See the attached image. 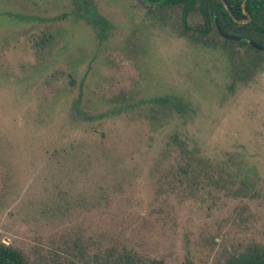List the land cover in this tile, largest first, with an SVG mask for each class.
<instances>
[{"label": "rangeland", "instance_id": "obj_1", "mask_svg": "<svg viewBox=\"0 0 264 264\" xmlns=\"http://www.w3.org/2000/svg\"><path fill=\"white\" fill-rule=\"evenodd\" d=\"M228 80L222 52L135 0H0V241L43 263L70 258L73 235L163 264H217L264 244V65ZM163 95L187 102L186 115L148 119ZM172 134L209 158L223 190L167 175Z\"/></svg>", "mask_w": 264, "mask_h": 264}, {"label": "trees", "instance_id": "obj_2", "mask_svg": "<svg viewBox=\"0 0 264 264\" xmlns=\"http://www.w3.org/2000/svg\"><path fill=\"white\" fill-rule=\"evenodd\" d=\"M135 1L153 21L169 27L189 44L222 52L228 62V89L237 83L247 82L263 67L264 0H244L243 6V0ZM97 20H93L90 25L94 35L101 39L107 22L103 18ZM215 21L224 33L237 39L222 38L216 30ZM146 109L147 118L155 121L173 114L184 116L189 106L177 96L163 95L150 99ZM170 139L173 145H169L165 154L171 155L172 161L166 173L174 178L176 184L198 191L209 183L213 192L223 190L220 184L222 180L219 181V174L209 158L200 155L195 148H188L185 140L176 134H172ZM241 184L245 182L241 180ZM248 192H254L252 184L238 188L232 194L242 196ZM211 241H215L214 237H211ZM64 252L70 258L59 259L55 254V260L43 263L29 260L18 248L0 241V264H163L161 258L142 254L118 242L104 244L101 249L92 251L76 235L72 236L71 244ZM217 264H264V244L251 240L242 248L225 254Z\"/></svg>", "mask_w": 264, "mask_h": 264}, {"label": "water", "instance_id": "obj_3", "mask_svg": "<svg viewBox=\"0 0 264 264\" xmlns=\"http://www.w3.org/2000/svg\"><path fill=\"white\" fill-rule=\"evenodd\" d=\"M243 4H244V0H243V2H242V6H243ZM242 21H245V20H239V22H242ZM215 27H216V30H217L218 34H219L222 38H224V39H228V40H236V39H237V37H235V36H233V35H229V34L224 33V32L220 29V27H219V25L217 24L216 21H215ZM250 44H251L252 46H254V47L257 48V46L254 45L253 43H250Z\"/></svg>", "mask_w": 264, "mask_h": 264}]
</instances>
